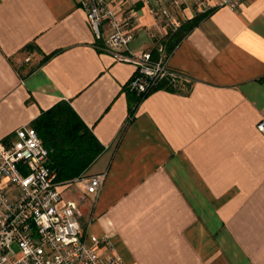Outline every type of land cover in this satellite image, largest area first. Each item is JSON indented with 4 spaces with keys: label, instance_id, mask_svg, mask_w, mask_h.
Masks as SVG:
<instances>
[{
    "label": "crops",
    "instance_id": "0c3cea01",
    "mask_svg": "<svg viewBox=\"0 0 264 264\" xmlns=\"http://www.w3.org/2000/svg\"><path fill=\"white\" fill-rule=\"evenodd\" d=\"M109 2L134 35L125 52L154 59L172 31L161 10L182 25L199 13V0ZM102 30L82 0H0V140L67 103L101 151L85 166L73 153L84 172L59 180L61 203L74 202L83 229L109 235L124 264H264V0L211 9L170 57L187 81L138 105L128 84L137 66L114 58L107 21Z\"/></svg>",
    "mask_w": 264,
    "mask_h": 264
},
{
    "label": "built area",
    "instance_id": "2783aa9c",
    "mask_svg": "<svg viewBox=\"0 0 264 264\" xmlns=\"http://www.w3.org/2000/svg\"><path fill=\"white\" fill-rule=\"evenodd\" d=\"M247 0H199V13L218 6L238 8ZM90 24L99 38L102 25L108 22L110 33L106 49L114 58L133 63L137 71L129 87L137 97H145L164 84L179 89L186 76L169 64V52L163 40L157 44L160 56L151 50L142 54L130 50L134 35L125 28L109 0H82ZM172 31L182 26L181 20L167 8L160 12ZM27 56L26 60H30ZM257 127L264 132V119ZM31 125L16 130V139L0 140V264H124L123 257L109 235L97 236L83 229L73 201L61 203L58 171L49 164V149ZM105 173L91 175L86 188L98 194Z\"/></svg>",
    "mask_w": 264,
    "mask_h": 264
},
{
    "label": "trees",
    "instance_id": "16d2710c",
    "mask_svg": "<svg viewBox=\"0 0 264 264\" xmlns=\"http://www.w3.org/2000/svg\"><path fill=\"white\" fill-rule=\"evenodd\" d=\"M209 13L210 10L198 13L192 20L184 23L176 31H170L164 42L167 44V50L169 52L173 51L186 32L197 25ZM169 88L176 89L173 87ZM133 97H135L133 104L138 105L147 95L140 98L134 94ZM33 125L44 143H46L45 145L49 147L53 146L55 149L52 154L51 165L57 169V178L59 180L78 177L84 172L70 165L73 153L83 152L84 157L88 158L87 161L82 163L85 166L89 165L101 151V146L92 138V133L83 125L79 117L67 103H62L57 108L43 113L35 120ZM81 143H84L82 150L79 148Z\"/></svg>",
    "mask_w": 264,
    "mask_h": 264
}]
</instances>
